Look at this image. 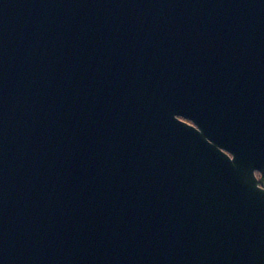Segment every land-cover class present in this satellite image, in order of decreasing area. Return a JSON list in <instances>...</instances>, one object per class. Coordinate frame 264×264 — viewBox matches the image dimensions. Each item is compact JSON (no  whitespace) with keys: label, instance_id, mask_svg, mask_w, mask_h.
Returning <instances> with one entry per match:
<instances>
[{"label":"water","instance_id":"obj_1","mask_svg":"<svg viewBox=\"0 0 264 264\" xmlns=\"http://www.w3.org/2000/svg\"><path fill=\"white\" fill-rule=\"evenodd\" d=\"M0 264H264V0H0Z\"/></svg>","mask_w":264,"mask_h":264},{"label":"flooded vegetation","instance_id":"obj_2","mask_svg":"<svg viewBox=\"0 0 264 264\" xmlns=\"http://www.w3.org/2000/svg\"><path fill=\"white\" fill-rule=\"evenodd\" d=\"M255 174L257 175L258 178L261 177V171L259 169L255 170ZM259 184L261 185V180L259 181Z\"/></svg>","mask_w":264,"mask_h":264}]
</instances>
